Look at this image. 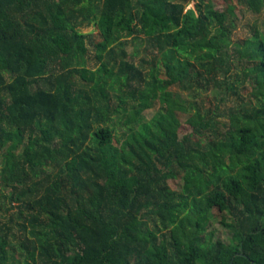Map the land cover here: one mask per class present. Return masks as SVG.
<instances>
[{"label": "trees", "instance_id": "obj_1", "mask_svg": "<svg viewBox=\"0 0 264 264\" xmlns=\"http://www.w3.org/2000/svg\"><path fill=\"white\" fill-rule=\"evenodd\" d=\"M236 2L264 12V0H0L12 208L0 264H264V27L237 44ZM141 40L139 64L128 49ZM235 70L255 107L228 106Z\"/></svg>", "mask_w": 264, "mask_h": 264}, {"label": "rangeland", "instance_id": "obj_2", "mask_svg": "<svg viewBox=\"0 0 264 264\" xmlns=\"http://www.w3.org/2000/svg\"><path fill=\"white\" fill-rule=\"evenodd\" d=\"M238 8L237 14L239 17L238 20V29L235 32L234 40L235 42L241 43L244 42L246 39L254 35L255 31L258 29H263L264 27V12L261 14L254 13L250 8L243 6L236 2L235 4ZM226 4H219L218 8L221 10L225 9ZM81 32L83 33H92L96 32V28L94 24L91 25H85L82 27ZM141 45L139 47L136 46L135 43L131 42V45L129 47V53L130 54H137L138 51L140 52L138 54L137 61L139 64L142 63L143 58H147L146 53V45L143 43V41H140ZM232 56L235 55L233 51H231ZM91 55L93 56V51H91ZM91 66L94 65V61H92ZM251 78L248 73H246L244 70H235L231 74V81L233 82L234 87L238 90L239 96L231 95L228 99V106L235 107L238 105H244V107L252 108L257 105V100L255 96L253 95V89L250 82ZM174 90L178 93V96L182 98V100H190L193 101V96L195 93H192L188 90H182L181 87H175ZM204 96L209 101L208 104L210 105L211 101H213L212 106L215 105V101L213 100V96L215 93L213 91H205ZM224 107V105H223ZM155 109L147 110L144 113L145 119L150 120L153 118L155 114ZM185 128V127H184ZM118 135H122L121 132H117ZM180 181H170L169 185L173 190H180ZM9 210L11 211V204L6 199L5 194L0 190V224L6 222L8 220V217L10 215ZM211 231H215V239H223L225 241H229L231 238L230 232L225 229L221 224L218 223L217 218H213V224L210 227ZM13 237L12 240L14 241L15 254H20L19 250L17 249L18 244L20 241L23 240L24 233L19 229L16 228L13 231Z\"/></svg>", "mask_w": 264, "mask_h": 264}]
</instances>
